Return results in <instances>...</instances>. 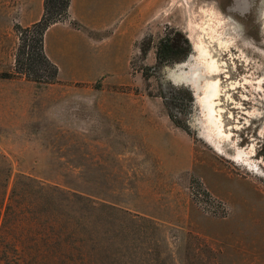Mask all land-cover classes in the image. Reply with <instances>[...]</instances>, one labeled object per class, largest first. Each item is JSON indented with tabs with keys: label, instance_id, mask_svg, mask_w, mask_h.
<instances>
[{
	"label": "rangeland",
	"instance_id": "obj_1",
	"mask_svg": "<svg viewBox=\"0 0 264 264\" xmlns=\"http://www.w3.org/2000/svg\"><path fill=\"white\" fill-rule=\"evenodd\" d=\"M42 4L0 0V74L14 71L15 27L40 17ZM75 8L82 21L60 22L68 46H54L57 29L44 46L59 71L53 84L0 77L6 196L22 175L130 214L135 223L107 207L89 213L92 247L117 253L103 264H264V0H75ZM210 13L232 41L226 52L205 46L219 68L203 76L217 90L213 129L181 82L198 65L193 41L207 42L200 26ZM177 35L187 62L159 65L161 40ZM28 201L18 196L34 219ZM22 222L0 236L20 239L17 253L35 264L39 232Z\"/></svg>",
	"mask_w": 264,
	"mask_h": 264
},
{
	"label": "trees",
	"instance_id": "obj_2",
	"mask_svg": "<svg viewBox=\"0 0 264 264\" xmlns=\"http://www.w3.org/2000/svg\"><path fill=\"white\" fill-rule=\"evenodd\" d=\"M71 0H43L41 18L29 27H15L18 43L16 47L13 73H2L1 78L12 79L24 76L26 80L38 85L53 84L58 77V67L52 63L44 51V35L47 29L69 16ZM189 46L186 41H180L179 36L166 37L161 40L156 59L159 65L183 62L188 54ZM171 117L174 118L172 113ZM7 159L0 157V235L18 234L22 220L26 226L35 222L40 238L39 254L35 264H103V257L108 256L112 261L116 251L103 252L100 247L93 248L96 240L87 235V218L91 211L103 210L107 207L114 213L126 214L125 221L135 220L127 217L125 211L111 206L91 205L89 200L75 193H69L57 186L44 185L35 179L19 175L16 177L10 195L7 197L9 179L11 177ZM4 170V172H3ZM18 196L29 205L28 197L34 196V204L38 207L36 218L31 219L21 211ZM8 201V202H5ZM20 210V211H19ZM11 219V222H9ZM130 218V219H128ZM98 227V226H95ZM115 237L117 232H113ZM97 233V231H94ZM111 234V232H109ZM0 236V264H28V258L17 253L23 242L18 238L7 240ZM111 239V238H109ZM113 241V240H109ZM103 250V251H102ZM13 252V254H12ZM95 257V261L92 258ZM95 262V263H94Z\"/></svg>",
	"mask_w": 264,
	"mask_h": 264
},
{
	"label": "bare ground",
	"instance_id": "obj_3",
	"mask_svg": "<svg viewBox=\"0 0 264 264\" xmlns=\"http://www.w3.org/2000/svg\"><path fill=\"white\" fill-rule=\"evenodd\" d=\"M221 24V21L215 19V17L211 13L208 15V18L202 22L200 29L201 31H203V34H205V36L207 37V42H205L204 36L200 34H198L196 40L193 41V49L196 53V60H198V65H196L188 73H184V80H181V82L186 81L187 84L189 82V87H191V85L193 86V88L191 87V89H193V92H195V96H197L196 103L199 106L200 111L204 112V116H206V118L208 117L206 121L212 129L216 126L212 125L211 119L214 120V118L213 116L209 117L211 116L209 114L212 111V100L216 97L217 90L215 85H213L214 87L211 86L210 80L204 82L203 76L206 74L218 76L219 68L215 61H212L207 57V51L205 46H212V44L214 43L217 48L222 52L230 50V47L232 46V41L228 36L225 35L224 31L219 29ZM172 78L174 80L177 79H175V77Z\"/></svg>",
	"mask_w": 264,
	"mask_h": 264
},
{
	"label": "crops",
	"instance_id": "obj_4",
	"mask_svg": "<svg viewBox=\"0 0 264 264\" xmlns=\"http://www.w3.org/2000/svg\"><path fill=\"white\" fill-rule=\"evenodd\" d=\"M42 13H43V4H42ZM97 14V12L94 14V15H96ZM41 16H42V14L40 15V17H38L36 20H34V21H32V22H30L29 24H27V26L26 27H29V26H31L32 24H34V23H36L40 18H41ZM69 19L70 20H74V19H76V20H79V21H82V19H83V15L82 14H80L79 13V11H78V8H75V0H71V4H70V8H69ZM62 25H67L66 23H56V24H54V25H52V26H50L48 29H47V31L45 32V35H44V46H49L48 44H47V41H48V35H49V33L52 31V30H55V29H57V31H58V33H60V37L59 38H56V40H57V42L55 41V45L54 46H68V42H69V40H71L72 38V34L71 35H67V34H65V32H63V30H62V28H60V26H62ZM18 26H20V25H18ZM21 27V26H20ZM59 27V28H58ZM22 28H23V26H22ZM25 28V27H24ZM47 56V55H46ZM49 59V58H48ZM50 60V59H49ZM51 61V60H50ZM52 62V61H51ZM53 63V62H52Z\"/></svg>",
	"mask_w": 264,
	"mask_h": 264
},
{
	"label": "clouds",
	"instance_id": "obj_5",
	"mask_svg": "<svg viewBox=\"0 0 264 264\" xmlns=\"http://www.w3.org/2000/svg\"><path fill=\"white\" fill-rule=\"evenodd\" d=\"M238 27H240V29H241V35H242V33H243L242 26H238Z\"/></svg>",
	"mask_w": 264,
	"mask_h": 264
},
{
	"label": "water",
	"instance_id": "obj_6",
	"mask_svg": "<svg viewBox=\"0 0 264 264\" xmlns=\"http://www.w3.org/2000/svg\"><path fill=\"white\" fill-rule=\"evenodd\" d=\"M188 60V59H187ZM187 60L186 61H184V62H181L180 64H183V63H186L187 62ZM179 65V64H178ZM177 67V66H176Z\"/></svg>",
	"mask_w": 264,
	"mask_h": 264
}]
</instances>
